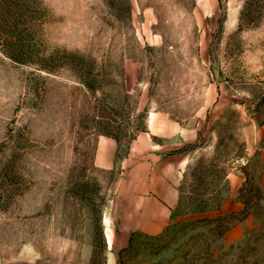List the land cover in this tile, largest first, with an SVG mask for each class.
Returning a JSON list of instances; mask_svg holds the SVG:
<instances>
[{"label": "rangeland", "instance_id": "374dc122", "mask_svg": "<svg viewBox=\"0 0 264 264\" xmlns=\"http://www.w3.org/2000/svg\"><path fill=\"white\" fill-rule=\"evenodd\" d=\"M150 121L178 202L124 241ZM0 264H264V0H0Z\"/></svg>", "mask_w": 264, "mask_h": 264}, {"label": "crops", "instance_id": "0c3cea01", "mask_svg": "<svg viewBox=\"0 0 264 264\" xmlns=\"http://www.w3.org/2000/svg\"><path fill=\"white\" fill-rule=\"evenodd\" d=\"M155 135L172 134L165 126L160 128L150 121L147 129L132 142L116 181L112 201L117 212L116 225L124 241H129L138 232L161 234L170 225L178 202L177 183L168 166L174 155L160 149L161 145L153 139ZM117 150L116 140L100 137L95 154L96 165L113 168Z\"/></svg>", "mask_w": 264, "mask_h": 264}]
</instances>
